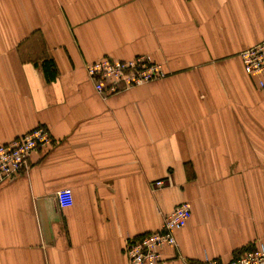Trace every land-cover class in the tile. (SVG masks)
Listing matches in <instances>:
<instances>
[{
	"label": "crops",
	"instance_id": "0c3cea01",
	"mask_svg": "<svg viewBox=\"0 0 264 264\" xmlns=\"http://www.w3.org/2000/svg\"><path fill=\"white\" fill-rule=\"evenodd\" d=\"M263 40L264 0H0V144L54 139L0 181V264H129L128 238L183 202L160 264L264 245V88L239 55ZM138 55L167 75L95 89L88 62Z\"/></svg>",
	"mask_w": 264,
	"mask_h": 264
},
{
	"label": "built area",
	"instance_id": "2783aa9c",
	"mask_svg": "<svg viewBox=\"0 0 264 264\" xmlns=\"http://www.w3.org/2000/svg\"><path fill=\"white\" fill-rule=\"evenodd\" d=\"M240 58L245 72L257 80L264 88V40L242 50ZM88 75L93 80L99 93L113 94L120 90L139 86L161 79L167 75L159 62L150 56L138 55L133 59H114L103 56L86 64ZM54 139L45 126H37L28 132L0 144V181L12 180L30 167V159L38 149L52 146ZM164 180H158L156 186H163ZM61 206L73 203L71 188L58 191ZM192 209L188 202L177 205L164 218L158 230L149 231L139 236L129 237L125 253L129 264H160L164 261L161 249L164 246H176L175 231L182 228L191 217ZM198 264H264V245L246 247L236 253L229 261L206 258Z\"/></svg>",
	"mask_w": 264,
	"mask_h": 264
},
{
	"label": "trees",
	"instance_id": "16d2710c",
	"mask_svg": "<svg viewBox=\"0 0 264 264\" xmlns=\"http://www.w3.org/2000/svg\"><path fill=\"white\" fill-rule=\"evenodd\" d=\"M48 81H53L57 77V68L53 59L45 58L42 62ZM158 80V79H157ZM154 81V80H153ZM151 82V81H150ZM148 83V82H147ZM145 84V83H144ZM143 85V84H142ZM140 86V85H139Z\"/></svg>",
	"mask_w": 264,
	"mask_h": 264
}]
</instances>
